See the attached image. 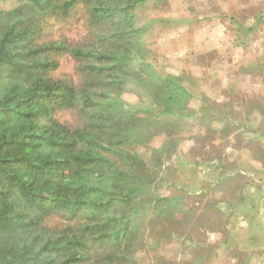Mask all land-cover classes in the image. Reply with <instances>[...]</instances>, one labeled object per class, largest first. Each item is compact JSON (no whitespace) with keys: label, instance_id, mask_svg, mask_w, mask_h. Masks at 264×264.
<instances>
[{"label":"trees","instance_id":"1","mask_svg":"<svg viewBox=\"0 0 264 264\" xmlns=\"http://www.w3.org/2000/svg\"><path fill=\"white\" fill-rule=\"evenodd\" d=\"M146 1L16 0L0 11V264H137L140 214L165 200L179 212L180 197L152 198L159 173L139 153L164 133L151 161L170 159L175 121L120 98L132 83L171 120L187 116L193 98L143 57L134 12ZM78 12L86 44L49 38L50 20ZM63 56L81 82L54 76ZM64 110L76 125L56 119ZM58 214L64 222L52 229Z\"/></svg>","mask_w":264,"mask_h":264},{"label":"rangeland","instance_id":"2","mask_svg":"<svg viewBox=\"0 0 264 264\" xmlns=\"http://www.w3.org/2000/svg\"><path fill=\"white\" fill-rule=\"evenodd\" d=\"M184 1L190 9L188 17L193 15L203 23L207 19L217 20L215 25L203 24L199 28L198 22L194 26L196 34H202L194 38L195 50L198 51L199 41L203 48L199 51L201 55L193 53L191 71L202 74L180 78L184 87L196 93V103L193 105L191 100L189 105L194 107L189 108L188 115L181 120H171L155 107L144 89H135L132 83L120 97L128 105L151 111L152 116L141 114L143 118L157 116L166 123L175 121L170 128L178 142L175 154L163 159V164L156 168L151 158L155 150L167 143L166 135L160 133L147 147L140 149L151 171L159 173L152 185V198L180 197V200L175 204L178 213L170 215L173 207L165 200L140 214L136 223L140 242L135 260L137 264H264V227H248L244 231L241 228L246 224L237 217L247 203L244 190L251 178L245 169L248 157H235L231 153L233 149L244 147L251 108L258 116L252 127L260 134L256 154L264 160V0ZM15 6L16 0H0L1 12ZM154 6L144 5L135 10L139 29H146L148 20L153 23L160 11H164ZM47 35L80 45L89 39L81 12L64 21L50 20ZM205 40L212 42L208 49ZM141 41L146 49L143 57L152 71L154 68L158 72L171 69V65L165 67L157 60L161 55L165 57L162 63H171L167 56L172 47L170 42L162 45L161 51V43L154 37L147 39L143 34ZM59 61L54 76L73 77L81 82L72 57L63 56ZM138 65L136 61L134 66ZM180 68L178 66L177 70ZM213 73L216 84L211 83L214 79L209 77ZM205 95H209L210 100H220V105H202V102L208 103ZM56 119L72 126L78 123L77 115L69 110L59 112ZM215 167L217 169L213 170ZM260 171L258 176L262 180ZM63 222L58 214L48 225L58 229Z\"/></svg>","mask_w":264,"mask_h":264},{"label":"crops","instance_id":"3","mask_svg":"<svg viewBox=\"0 0 264 264\" xmlns=\"http://www.w3.org/2000/svg\"><path fill=\"white\" fill-rule=\"evenodd\" d=\"M144 5H155L156 7H159V10H164L160 11L161 14L157 16V18L153 19V23H149L148 20L149 26H147L145 29V35L147 36V39L154 37L155 40L159 41L161 43L159 50L161 51L163 48L162 45H164L165 43L168 45V42H170V46H172L169 47L167 53V56L171 60V63H167L165 61V63H162V61L165 60V57L161 55L157 57V60L159 59L160 65L163 64L165 67L166 65H171V69L163 72H158L154 68L155 73L163 78H182L186 75H201L202 72L200 70L199 73L195 72V70L191 71L192 61L195 56V54L193 53L196 51L198 55H201L202 52L199 51H201L203 48L202 42L199 41L197 43L198 51L195 50L194 38L195 36H201L202 34L200 32L196 34L197 31H195L194 26L195 24H198V22L199 28L202 27L203 24L208 26L215 25L217 23V20L207 19L203 23L202 20H195L192 17L193 15L188 17V12H190V9L187 8V3L184 0L181 2H176V0H147L145 4L139 6L138 8L143 7ZM177 12H179L181 15L177 16ZM169 14H171V16ZM207 43L208 46L206 48L208 49L212 42L208 41ZM200 59L201 58H198V62H200ZM178 66L179 68H182L177 70ZM210 75L212 76L211 79H214L215 73L209 74V77ZM213 82L216 84L215 79L211 81V83ZM193 90L194 89H191L192 92ZM192 95V104L194 105V102L196 103V93L193 92ZM205 100L208 103L204 104L202 102V105L208 106L209 103H211V105H220L221 103L220 100H210L209 95H205ZM193 105H191L190 108L194 107ZM257 117L258 116L254 115L252 109L250 108L248 115L249 121L247 123V125H249V130L247 132H244L247 135V138L246 136L243 137L244 147L233 149V151L231 152L233 153V155H235V157L247 155L248 158H245V169L247 170V173L251 175V178H249L244 190V196L247 203L244 207L241 208L242 212L237 216L241 219V222L243 224H246L241 228L244 231H246L248 227H250L251 229H260V227H264V160L257 157V148L255 145L256 142H258L257 136H259L260 134L256 133L258 130L256 131V128L252 127V125L256 123ZM262 138H264V135L262 136ZM259 170H261L260 174L263 177L261 178L262 180H260L258 176Z\"/></svg>","mask_w":264,"mask_h":264}]
</instances>
